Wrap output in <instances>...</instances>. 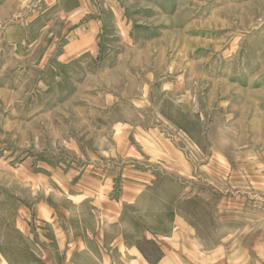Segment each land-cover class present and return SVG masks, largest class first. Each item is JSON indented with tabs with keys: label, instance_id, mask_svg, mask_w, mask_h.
<instances>
[{
	"label": "rangeland",
	"instance_id": "374dc122",
	"mask_svg": "<svg viewBox=\"0 0 264 264\" xmlns=\"http://www.w3.org/2000/svg\"><path fill=\"white\" fill-rule=\"evenodd\" d=\"M262 166L264 0H0V247L13 264H44L41 236L16 223L27 215L35 231L39 200L59 206L64 229L70 212L89 216L69 202L79 172L113 179L118 199L141 172L197 189ZM151 208L149 196L123 207L128 245ZM49 244L47 258L66 263Z\"/></svg>",
	"mask_w": 264,
	"mask_h": 264
},
{
	"label": "crops",
	"instance_id": "0c3cea01",
	"mask_svg": "<svg viewBox=\"0 0 264 264\" xmlns=\"http://www.w3.org/2000/svg\"><path fill=\"white\" fill-rule=\"evenodd\" d=\"M73 7L67 8L68 11L82 9L79 5ZM85 33L88 35V29ZM90 39L85 37L79 43L88 45ZM168 169L181 175L198 170ZM212 169L220 170L219 173L222 170L201 167V170ZM230 170L236 175L230 177L231 181L206 178L204 188L197 189L191 188L193 184L182 177H169L168 171L150 170L149 176L141 172L145 178L124 181L125 188L118 199L111 195L113 179L79 172L70 186L69 202L77 209L89 206V216L70 212V221L75 226L64 229L63 216L57 213L59 206L41 199L36 203V230L32 231L33 221L27 215L16 217L17 228L28 237L33 238L35 232L41 236L44 243L39 242L34 249L44 264H63L47 258L52 242L69 254L64 264H82L79 258L73 257L77 254L85 255L89 261L95 258L99 264H264V166L230 167ZM148 196L152 206L151 225L136 227L133 244L128 245L125 233L117 228L121 226L123 207L131 203L138 205ZM154 197L160 202L156 205L159 215L153 208ZM155 215L160 216L164 226L155 225ZM88 218L90 222L95 220L94 226L88 225ZM63 234L70 238L65 244H62ZM4 253L9 254V250L6 252L0 247L1 259L13 264L11 257H4Z\"/></svg>",
	"mask_w": 264,
	"mask_h": 264
}]
</instances>
